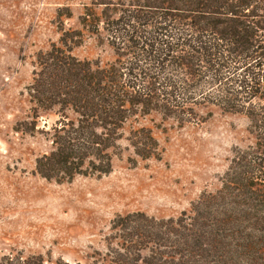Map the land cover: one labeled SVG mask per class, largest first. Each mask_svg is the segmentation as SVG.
Instances as JSON below:
<instances>
[{"label": "trees", "instance_id": "16d2710c", "mask_svg": "<svg viewBox=\"0 0 264 264\" xmlns=\"http://www.w3.org/2000/svg\"><path fill=\"white\" fill-rule=\"evenodd\" d=\"M78 23L36 54L27 86L36 108L59 112L46 131L51 148L35 160L41 177L110 172L124 124L152 110L184 122L216 105L243 114L254 138L233 149L220 186L177 216L117 215L106 250L87 264H264V0H92ZM84 30L113 61L95 66L71 53ZM128 143L140 158L158 154L147 127ZM0 264L83 263L9 252Z\"/></svg>", "mask_w": 264, "mask_h": 264}, {"label": "rangeland", "instance_id": "374dc122", "mask_svg": "<svg viewBox=\"0 0 264 264\" xmlns=\"http://www.w3.org/2000/svg\"><path fill=\"white\" fill-rule=\"evenodd\" d=\"M91 1L0 0V255L90 263L106 250L117 215L140 210L177 216L220 186L234 148L254 141L243 114L216 105L199 108V120L184 122L152 110L124 124L110 172L59 182L41 177L35 160L50 150L46 131L59 112L57 106L36 108L29 99L35 57L53 43L61 45L63 30L80 29L78 16ZM68 45L95 66L114 60L112 48L86 30ZM140 126L156 139L157 155L133 152L128 137Z\"/></svg>", "mask_w": 264, "mask_h": 264}]
</instances>
